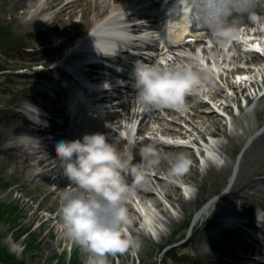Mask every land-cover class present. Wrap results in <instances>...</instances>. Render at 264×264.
I'll list each match as a JSON object with an SVG mask.
<instances>
[{
  "label": "rangeland",
  "instance_id": "1",
  "mask_svg": "<svg viewBox=\"0 0 264 264\" xmlns=\"http://www.w3.org/2000/svg\"><path fill=\"white\" fill-rule=\"evenodd\" d=\"M17 1L22 0H0V31H3V37L2 32L0 33V38H3L0 40V205L4 204L0 214V246L5 247L18 258L23 257L26 264H53L50 259L52 253L55 250L61 251L63 248L69 249L71 241L63 235V227L57 211L60 201L59 191L56 189L64 183V180L59 179L57 175L48 176L50 171L47 166L40 164V158L38 159V153L33 148L32 142L23 145L15 138L19 133H27L25 129L20 128L22 99L27 96L32 85L35 91L37 88L32 82L29 87L19 90L29 79L38 78L36 75L28 76L32 74L28 73V69L23 68L36 57V55L30 57L35 51L30 50V52L20 49V47L21 45L32 47L41 42L46 43L49 34H54L56 29L47 28L48 24H44L47 17L41 9L44 5L42 0H23V5L16 9L19 3L15 4ZM106 3L107 0H75L65 12H61V7L58 10L49 11L47 15L57 21L59 27L60 24L66 25L69 15H78L80 10L89 9L95 5L104 6ZM45 4L51 8L53 3L52 0H46ZM88 23L89 19L87 18L85 24ZM71 26L72 22L70 21L66 27L71 28ZM4 31L7 32L4 33ZM18 39L21 44L17 43ZM50 49L51 47L47 46L41 50L40 58L48 59ZM15 55L16 58H14ZM241 56H245L244 53ZM10 63H13V67L19 68L18 70H23L24 73H18V70H14L15 73L8 72V69L5 68H8ZM260 72L261 70L256 76V81L252 83L256 88L257 84L261 87ZM252 84L246 81L245 86L235 88V96L239 97L243 93L244 98L249 99V95H254L256 92ZM262 94L263 91H261ZM259 100L252 107L247 104L243 106V111L239 110L237 113L230 114L225 121L215 114L206 113L202 117L195 115L187 119V130L192 129V131H188L191 136L205 137V132L219 130L222 138L220 141L216 140V146L220 149L219 155L224 156L223 160H226V163L219 165H225L223 175L209 173L205 167H199L197 156L192 148L152 147L154 150L163 148V151L157 154L159 163L151 168L145 167L141 180L137 181V185L132 188V195L126 203L131 218L128 230L138 239L139 246L125 252L106 254L107 264H159V258L165 256L160 245L169 243L173 247L182 241L184 243L176 246L177 249L174 252L182 254L181 258L171 256L168 264H194L197 260L200 264H211L208 262V257L220 262L222 259H217L218 255L227 250V245L238 249V245L234 244L232 240H229L228 243H220L227 231L225 228L214 231L215 226L212 227L210 224H212L211 222L216 223V220L210 219L219 213L236 212V205L239 206V204L244 207L243 213L249 216L263 206L264 184L257 186L254 184L255 186L251 187L253 184L251 181L258 175H250L252 170H258L260 167L258 166L259 155L256 157L254 155L261 151L260 139L263 138L260 137L259 142L253 145L252 152L246 153L247 148H243L241 157L236 160L241 146L246 141L248 143L255 130L264 124V103ZM225 102L227 101L225 100ZM233 104L235 106V102ZM229 111L233 112L232 109ZM168 125L175 127L169 122ZM179 127L181 130H186L182 125ZM187 130L185 132L188 135ZM257 137L251 138V144ZM179 152H184L191 157L192 166L186 174L173 175L169 172V161ZM234 163H237V167L231 191L224 197L215 198L216 202L208 214L210 216H206L207 218L195 224L194 228H198L200 233L191 234L185 225L186 222L192 219L196 209L205 200L222 194L228 179L233 174ZM254 163L257 165L253 166ZM148 171L152 174L148 175ZM46 176L49 181L43 180ZM180 179L193 187L197 186L195 187L197 192V188L201 190L200 199L197 202L195 200L187 202L184 206V201L190 200L191 197L184 200L186 196L177 185ZM148 184H151L152 195L147 189H144L149 187ZM152 191H156V194ZM140 192H146L147 195L146 199L138 202L149 206V221L140 217L138 211L140 207L135 197H137L136 193ZM191 196L193 199L196 197V195ZM13 202L18 204L19 211L17 209L9 210V206H13ZM152 204L155 206V210H152V206L150 207ZM50 209L53 211L48 212ZM25 227L35 231L36 240L41 238L40 243L36 244L34 248L29 246L25 248L24 242L30 241L31 236L23 237L21 235L20 238L15 239L14 236L18 231H15L14 235L12 233L17 228ZM210 233L213 235L211 236ZM236 238L238 240L239 235ZM72 242L75 243L73 240ZM242 246L244 243L240 242L239 247ZM75 253L82 256L86 252L78 245ZM84 260L80 264H85Z\"/></svg>",
  "mask_w": 264,
  "mask_h": 264
},
{
  "label": "clouds",
  "instance_id": "2",
  "mask_svg": "<svg viewBox=\"0 0 264 264\" xmlns=\"http://www.w3.org/2000/svg\"><path fill=\"white\" fill-rule=\"evenodd\" d=\"M213 35L226 40L235 29L219 24ZM136 100L144 106H170L186 109V97L201 91L208 79L192 63L162 66L159 62L136 60L128 73ZM29 103H31L29 101ZM32 104V103H31ZM16 141L28 145L35 138L19 133ZM56 159L68 183L59 189L58 214L63 235L73 240L88 255L85 264H107L106 254L125 252L139 246L128 230L131 218L126 206L133 185L126 180L129 171L141 180L146 168L159 163L151 147L143 149L145 166H135L110 139L108 133L90 132L83 137H59L55 141ZM169 172L186 174L191 157L179 152L169 161ZM139 177V179H138Z\"/></svg>",
  "mask_w": 264,
  "mask_h": 264
},
{
  "label": "bare ground",
  "instance_id": "3",
  "mask_svg": "<svg viewBox=\"0 0 264 264\" xmlns=\"http://www.w3.org/2000/svg\"><path fill=\"white\" fill-rule=\"evenodd\" d=\"M175 1L176 0H172V2H171V4L172 5H174L175 4ZM19 1H17V2H15V4H17ZM14 4V5H15ZM23 5V0L22 1H20L19 3H18V6L16 7V9L17 8H19V7H21ZM185 19V18H184ZM180 25L181 26H183L184 25V22H183V20H181L180 21ZM182 31H185L186 30V28H184V27H182V29H181ZM182 31H180V30H177V33H181ZM122 34H126L125 32H122ZM201 35V34H200ZM210 38V37H209ZM218 42V43H217ZM215 41L214 43H215V46L214 47H212V48H210V50L209 51H213V52H209L208 51V48H206V49H202L203 50V52L204 53H210L212 56H211V58L212 59H214V61H216V59H215V57H214V54H216L217 52H216V50H217V48L218 49H220V51L223 49V47L222 46H219L220 45V43H221V41ZM186 46H196L197 44H191V43H187V44H185ZM185 45H181L182 47H185ZM195 50V49H194ZM215 51V52H214ZM219 51V52H220ZM260 102H262V103H264V98L261 96V98H260ZM150 112H147V114H149ZM146 114V115H147ZM155 116H157L156 114H155ZM143 119H145V116L143 117ZM145 125V124H144ZM259 136H261V135H259ZM258 138V137H257ZM260 138V137H259ZM262 138H263V140L261 141V139H260V141H261V151H259L258 152V154L256 153L255 155H254V157H256V156H258L259 155V164H258V166H260L259 168H258V170H252L251 172H250V175H253V174H260L261 172H262V169L264 168V135L262 136ZM257 141V143L259 142V139H257L256 140ZM256 143V144H257ZM253 148V146H250V147H248L247 149H246V153H250V152H252L254 149H252ZM247 156V155H246ZM252 159V158H251ZM48 160V158H45V159H43L42 160V162H46ZM49 163H45V165H48ZM257 165V163H254L253 164V166H256ZM209 169H211V170H209ZM219 169V170H218ZM206 170H208V172L209 173H216V175H223V171L225 172V166H222L221 168H218L216 165H214L213 163L212 164H210L209 165V167H208V169H206ZM217 170V171H216ZM264 172V171H263ZM262 172V173H263ZM53 173H57V170H52V174ZM132 175H133V171H131L129 174H128V176L126 177V179H129V180H127V182L129 183V184H132L133 185V183H134V180H133V178H131L132 177ZM140 184H141V182H140ZM147 187H145L144 189H146ZM230 188H232V186L230 185ZM151 194V193H150ZM200 194H201V190L200 189H198V192H196L194 195H196V197H195V199H193L192 197H191V199L190 200H186V199H184V200H186V201H184L185 203H184V206H186V203L188 202V203H190V202H192V201H198L199 199H200ZM149 195V194H148ZM152 195V194H151ZM138 196H139V200L140 201H142V200H144V199H146L147 198V195H146V192H143V193H140V194H138ZM216 202V200H212V199H210L209 201H208V203L203 207V209H201V210H199L198 211V214H197V216H196V219H195V222L197 223V222H199V221H201L202 219H204L209 213H210V209L214 206V203ZM139 203V207H140V209L142 210V212L144 213V215H145V219H147V221H149V219H150V214H149V212H150V209H149V206H146L143 202H138ZM154 208V207H153ZM153 208H152V210H153ZM158 214V213H157ZM227 219H226V217H225V221H226ZM246 220H248V219H246ZM228 222H231L230 220L228 221ZM223 221L220 219L219 220V223H218V226H216V228H219V227H221V226H223Z\"/></svg>",
  "mask_w": 264,
  "mask_h": 264
},
{
  "label": "trees",
  "instance_id": "4",
  "mask_svg": "<svg viewBox=\"0 0 264 264\" xmlns=\"http://www.w3.org/2000/svg\"><path fill=\"white\" fill-rule=\"evenodd\" d=\"M3 205H0V214L3 210ZM16 207L9 206V210H14ZM58 256V263L57 264H66V254H59ZM70 260L68 261L67 264H80L81 261L79 258H77L76 255H73L72 257L69 258ZM0 264H23L22 260L16 259L13 255L9 254L5 249L0 248ZM165 264V263H164Z\"/></svg>",
  "mask_w": 264,
  "mask_h": 264
},
{
  "label": "snow or ice",
  "instance_id": "5",
  "mask_svg": "<svg viewBox=\"0 0 264 264\" xmlns=\"http://www.w3.org/2000/svg\"><path fill=\"white\" fill-rule=\"evenodd\" d=\"M138 179H139V177H138Z\"/></svg>",
  "mask_w": 264,
  "mask_h": 264
}]
</instances>
